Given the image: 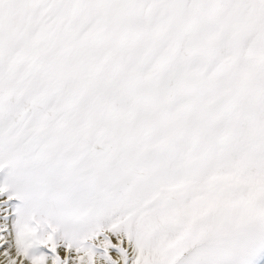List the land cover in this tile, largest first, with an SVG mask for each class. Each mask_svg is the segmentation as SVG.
Masks as SVG:
<instances>
[{"label":"snow or ice","instance_id":"snow-or-ice-1","mask_svg":"<svg viewBox=\"0 0 264 264\" xmlns=\"http://www.w3.org/2000/svg\"><path fill=\"white\" fill-rule=\"evenodd\" d=\"M0 264H264V0H0Z\"/></svg>","mask_w":264,"mask_h":264}]
</instances>
